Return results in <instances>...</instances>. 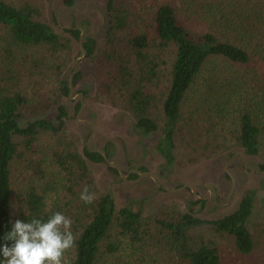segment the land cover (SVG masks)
Segmentation results:
<instances>
[{"label": "rangeland", "instance_id": "1", "mask_svg": "<svg viewBox=\"0 0 264 264\" xmlns=\"http://www.w3.org/2000/svg\"><path fill=\"white\" fill-rule=\"evenodd\" d=\"M5 1L38 6L40 21L49 24L70 48V52L62 50L60 54H52L47 48L17 52V60L11 64L20 70V91L29 101L22 112V124L45 119L58 126V108L64 106L67 117L61 135L71 140L81 154L85 149L105 152L109 147V160L119 166L121 174L112 171L107 163L88 161V166L98 191L112 196L117 211L130 208L144 218H154L164 209L178 210L203 220H218L234 213L243 196L254 194V208L247 224L255 241L250 255H242L232 237L211 228L196 230L192 235L217 247L223 264H264V173H259L264 166V7L258 6L260 10L256 11L255 5L246 2L207 0L204 9L193 10L190 6H197L196 0H170L176 3L180 19L190 29L198 33L210 31L221 40L245 47L252 61L241 66L220 59L208 65L186 100L183 113L185 119L199 113L195 118L202 128H208L210 123L220 151L197 162L177 143L176 162L169 167L157 151L161 130L143 135L130 113L98 96L94 63L107 39V0ZM67 27L84 31L82 39L92 41L93 56L83 54L81 43L68 33ZM2 34L0 31V72L6 58ZM75 76H79L77 81ZM70 85L72 95H65L60 88ZM246 112L260 130V151L256 156L245 154L236 143L239 120ZM55 144V136L42 134L36 151L13 163L17 220L27 212L25 199L30 190L46 197L48 209L63 193L59 168L52 158ZM133 170L149 175L132 179ZM118 237L114 234L110 242L117 243ZM119 239L123 245L117 253L110 255L103 248L100 264H179L163 244L142 246ZM65 255L70 259L71 250Z\"/></svg>", "mask_w": 264, "mask_h": 264}, {"label": "trees", "instance_id": "2", "mask_svg": "<svg viewBox=\"0 0 264 264\" xmlns=\"http://www.w3.org/2000/svg\"><path fill=\"white\" fill-rule=\"evenodd\" d=\"M196 1L197 6H190L193 10L207 6V0ZM236 1L255 5L256 11L260 10L258 6L264 7V0ZM106 12L107 39L94 63L99 98L130 113L143 135L161 130L157 151L169 167L176 162L177 143L197 162L216 155L220 145L217 136L211 135L216 134L214 128L210 123L208 128H202L195 118L199 113L185 119L183 107L208 65L220 59L233 65H248L252 61L249 51L229 40H221L210 31H193L180 19L174 1L107 0ZM41 16L40 8L34 4L13 5L0 0L1 42L6 52L0 72V247L17 220L12 165L16 159L35 152L40 136L50 133L56 138L52 158L59 168L63 193L48 209L46 197L30 190L25 199L27 212L20 220L47 221L55 212L70 218L71 231L76 237L69 259L71 264H100L103 248L111 255L122 247L119 237L142 246L151 242L163 244L174 253L179 264H223L217 247L193 237L192 233L202 228L232 237L237 250L242 255H250L255 241L247 224L254 208V194L243 196L234 213L218 220H203L178 210L164 209L154 218H144L130 208L117 211L112 196L98 191L88 166V161L106 163L104 156L89 149L83 155L71 140L61 135L67 117L64 106L58 108V126L45 119L22 124V112L29 101L20 91V70L11 64L17 60V52L27 48H47L52 54H60L62 50L70 52L67 42L49 24L40 21ZM68 33L80 39L79 30ZM82 48L88 57L93 56L92 41L83 42ZM78 78L75 76L74 80ZM60 90L67 95L70 87ZM236 143L249 156H256L260 151V130L247 112L240 117ZM107 149L105 152L110 158L111 152ZM260 168L264 171V166ZM111 170L117 173L116 169ZM137 177L138 174L132 175V179ZM85 186L95 193L91 204L80 200ZM114 234L119 236L117 243L110 242ZM0 264H3L2 257Z\"/></svg>", "mask_w": 264, "mask_h": 264}, {"label": "clouds", "instance_id": "3", "mask_svg": "<svg viewBox=\"0 0 264 264\" xmlns=\"http://www.w3.org/2000/svg\"><path fill=\"white\" fill-rule=\"evenodd\" d=\"M95 198V193L85 186L80 200L91 204ZM71 228L72 220L61 212L53 213L47 221L16 220L0 247L3 264H71L65 255L75 246L76 237Z\"/></svg>", "mask_w": 264, "mask_h": 264}, {"label": "water", "instance_id": "4", "mask_svg": "<svg viewBox=\"0 0 264 264\" xmlns=\"http://www.w3.org/2000/svg\"><path fill=\"white\" fill-rule=\"evenodd\" d=\"M80 43H81V49H82V51H83V54L85 55L86 52H85V51L83 50V48H82V36H81V38H80ZM69 94H70V96L72 95V85H70V91H69ZM96 152H99V153H101V154L104 156V158H105V162H106L107 164H109L112 168L118 170V171L120 172V174L122 173L121 170H120V168H119V166L116 165V164H114V163H112V162L109 160V158L107 157L106 152H103V151H96ZM133 172H134V173H137V174H139V175H149V173H144V172H141V171H133ZM226 172H227V174L229 175V171H228V169H226ZM259 173H264V171H260ZM192 190L195 191L193 188H192ZM197 197H198V196H197Z\"/></svg>", "mask_w": 264, "mask_h": 264}, {"label": "flooded vegetation", "instance_id": "5", "mask_svg": "<svg viewBox=\"0 0 264 264\" xmlns=\"http://www.w3.org/2000/svg\"><path fill=\"white\" fill-rule=\"evenodd\" d=\"M67 30H73V29H75V30H79L80 32H81V35H80V38H81V36H82V38H83V35H84V31L82 30V29H78V28H69V27H67L66 28ZM79 42H80V39H79ZM83 42H85V41H83V39H82V43ZM108 148V149H107ZM106 149L110 152V148L109 147H107ZM108 157V156H107ZM133 171H136V170H133ZM142 172V171H141ZM134 174H137V173H134ZM139 175V174H138Z\"/></svg>", "mask_w": 264, "mask_h": 264}]
</instances>
